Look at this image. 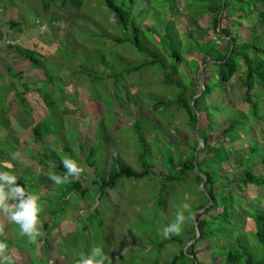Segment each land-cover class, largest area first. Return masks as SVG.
I'll list each match as a JSON object with an SVG mask.
<instances>
[{"label": "rangeland", "instance_id": "rangeland-1", "mask_svg": "<svg viewBox=\"0 0 264 264\" xmlns=\"http://www.w3.org/2000/svg\"><path fill=\"white\" fill-rule=\"evenodd\" d=\"M116 1L123 4L124 0ZM128 1H124L126 8H132L133 16L137 18L138 23L141 22L140 40L143 47L152 49L170 65H174L176 60H169L165 50L175 48L177 53L184 57L172 82L175 85L180 84L179 86L172 88L162 82L163 73L159 72L162 66L159 64L139 68L147 58L131 45V34L129 35L119 25L115 16L96 0L84 3L81 10L74 9L70 4L63 5V0H52L51 13L46 15L38 14L37 11L40 13L41 8L35 9L40 3L39 0H0V93L10 96L7 101L11 107L8 111L0 104V112L11 120L9 127L12 137L7 135L8 130L2 126L0 135L5 136L9 142L15 141L16 138L20 146L18 164H15L17 159H8V163H12L14 167L7 165L14 169H4L16 174L17 183L25 186L27 192L39 195L43 210V216L40 217V236H45L44 223L48 222L52 229L48 244L38 245L39 238L32 242L20 233L19 225L10 222L7 214L0 211V238L6 237L1 241L8 245L7 249L11 247L4 255L11 256L14 264H76L79 254L88 253L94 246L102 247L104 252L110 255L112 264H165L180 256L182 250L186 254L183 263L192 264L190 259L194 257L187 254L192 244H196V264H214L217 256L220 257L219 263L223 264L222 252L230 246L237 247L234 239L226 238V228H222L215 238L198 243L189 242V230H192L190 214L205 202V196L201 193L204 183L199 185L196 182L197 169L196 173H189L186 177L177 174L176 180L171 182L166 176L175 172L171 159L178 165L182 157L181 151L188 150L189 147H197V150L204 147L203 128L208 129L210 124L205 118L206 111L211 115L210 122L215 123L214 129L209 131L211 146H220L222 142L225 147L232 149L229 153L232 160L222 165L225 173H222L220 180L223 183L232 181L243 172L233 159L246 157L252 141H258L264 148V122L250 120L252 131L244 136L243 130H239L238 135L243 137L237 141L226 137L218 141V137L228 126L229 114L237 113V110L245 114L250 112V105L244 99L245 89L241 87L240 75L235 77L224 91L215 90L208 97L205 106L201 107V116L198 117L200 124L198 123L195 130L184 111H156L155 100H174L181 87L187 89L186 99H189V93L196 92L194 89L199 83L204 88L201 80L204 66L199 73L195 72L198 57L196 54L192 58L188 55V50L194 46L193 40H189V35L193 34L200 43L205 40V36L213 38L214 33L210 29L212 19L210 14L206 15L204 11H200L201 4L193 7L195 0H137L134 6H130ZM13 4L15 7L8 11V6ZM23 6L30 11L23 10ZM199 14L201 17L195 21ZM52 17H58L60 21L50 23ZM11 21L21 23L20 28L13 29ZM192 25L199 28L190 30ZM199 29L209 31L205 34ZM247 32L243 31V40L249 37ZM157 36L161 38L160 42L155 39ZM112 37H121L128 42L116 44L113 43ZM162 37L165 38L162 40ZM60 42L63 46L70 45L72 48H68L69 51H76L74 56L78 60L74 64L75 67H78L80 60L83 64H96L105 69L102 55L109 54L108 59L112 60L117 69L115 72L118 75L122 73L121 83L114 90H106V86L111 88L114 85V79H110L105 84L96 85L98 88L94 89L86 76L72 77L64 68L69 64L68 60L59 55ZM217 43L220 50L227 46V41ZM16 45L46 56V69L51 73H55L58 66L63 67L61 76L55 77L50 86V91H53L52 99L57 103L55 108L63 119L59 123L62 125L58 130V139L51 136L41 143L33 142L32 128L47 115L43 100L35 88H41L39 82L44 81L46 77L44 71L32 69L30 63L21 58L13 48ZM61 54H64V51ZM11 67L16 72L22 71L23 74L14 77L9 71ZM133 67L138 70L128 73L127 69ZM204 72L209 73V67ZM12 84L16 85L18 92L24 90L21 84L28 85L30 92L26 95V100L33 109L31 115L25 112L22 99L14 95L15 89L10 90V87L14 86ZM58 91L66 94L63 108L60 107L59 100L62 96ZM42 92L47 94L48 99L51 98L48 93L49 86L46 88L44 85L40 93ZM259 92L254 90L253 101L258 100ZM92 97H97L100 105L93 102ZM128 97L135 103L129 105ZM138 120L141 121L143 133L146 135V150L139 145L133 127ZM1 143L2 141L0 153L3 147L6 149L5 156L9 157V154L14 153L13 148L2 146ZM93 146L96 148L91 160L95 165L94 169L90 168L87 162ZM50 147L55 154L51 155ZM65 147L72 153H67ZM189 152L185 151L184 154L189 155ZM143 154L146 155L147 163L155 167L153 169L156 175L140 180L124 177L115 187H108L101 192L102 182L120 165L142 172L140 156ZM65 157L73 158L83 165L84 171L79 179L85 188L91 190L85 197L72 193L67 198L68 201H62L63 191L60 190V185L50 179V175L55 172V163L59 160L62 162ZM211 157L210 151L200 152L197 161L202 162ZM254 171L258 175L264 173L262 167H256ZM159 172H163V175L158 176ZM49 196L54 203L49 202ZM184 202L191 205V210L185 213L186 219L181 233L173 234L170 238L175 237L188 243L182 245L173 242L159 248L161 243L170 239L162 236V228L175 218L178 207ZM262 204L264 205V200ZM56 206L58 209L65 208L64 212H67L65 218L58 222L53 220L59 219V216L53 218L49 215L51 208ZM210 217H206L207 220L211 221ZM249 227L244 228V234L249 233ZM86 228L88 232H85ZM247 238L250 239L249 236ZM250 243L251 248L258 252L259 246L251 239Z\"/></svg>", "mask_w": 264, "mask_h": 264}, {"label": "trees", "instance_id": "trees-1", "mask_svg": "<svg viewBox=\"0 0 264 264\" xmlns=\"http://www.w3.org/2000/svg\"><path fill=\"white\" fill-rule=\"evenodd\" d=\"M39 1V5H34L36 10L41 8L40 13L37 11L38 14L46 15L51 13L50 2L52 0ZM92 1L94 0H63V5L66 6L67 4H70V6L74 9L81 10L84 6V3H90ZM96 1H98L100 4H103L108 9L110 14L115 16L119 25L125 29L129 35L131 34L129 39L131 45L147 58L146 61L139 66V68L143 69L159 64L162 66V68L159 70V72L163 73L162 82H164V84L170 85L172 88L174 86H179L180 84L175 85L172 82L173 77L177 76L178 69L183 62L184 57H182L180 53H177L175 48H172L170 51L165 50L169 60L171 58L176 60L174 65H170L166 64L164 58L159 56L152 49L144 48L140 40L141 22L138 23L137 18L133 16L132 8H126V3H124L126 0L123 1V4H118L116 0ZM136 1L137 0H129L128 2L130 6H134ZM204 2L205 0H202L201 2L199 0H195L193 7H197L196 4H201L199 7L200 11H204L206 15L210 14L209 16L212 19V26L210 29L213 31L214 36L213 38L210 36H205V40L200 43L193 36V34H190L191 36L189 35V40H193L194 46L188 50V55L190 58L195 56V54L198 57L196 61L198 67L194 71L199 73L201 67L204 66L201 75L204 88L201 83H199L200 85L194 89L196 92L192 91L191 94L189 93V99H186L185 94H187V89L186 87H181V91L177 92L174 100H155L154 109L156 111L176 109L186 112L193 125L192 128L195 130L198 126V123L200 124L198 117L199 115L201 116V114H199L202 112L201 107L205 106L208 97L211 96L215 90L221 89V91H224L226 86L230 85L233 79L240 75L239 79L241 78V87L245 89L244 99L250 105V112L245 114L244 112L237 110L235 111L237 113L232 112V114H229V116H227L228 126L225 127L224 132L218 137V141H221L222 137L230 138L231 141H237L243 137L242 135H238L239 130H243L244 133L242 134H244V136L252 131L253 128L249 125L250 120L264 122V109H262L264 108V0H207L205 4H203ZM13 7H15L14 4L13 6H8L7 10L9 11ZM23 10L30 11L29 8L24 6ZM198 17L200 18L201 15H197L195 17V21H197ZM59 21L60 18L58 17H52L49 20L50 23H56ZM25 23H27V21ZM245 23H247L248 26ZM20 24L21 23L11 21L10 25L13 29H18L21 26ZM245 26L246 30L248 31L247 33H249V37L246 40H243L242 33L243 31H246ZM197 28L199 27L192 25L190 30H195ZM235 28L240 29V31L238 32ZM207 31L209 30L206 29L202 32L207 34ZM112 38L113 43L115 42L116 44L128 42L121 37ZM164 38L165 37H162V40ZM155 39H157L158 42L161 41V38L158 36L155 37ZM223 41H227V46H225L223 50H220L219 44L217 42ZM66 45L63 46V44L60 42L59 55L63 59L68 60L69 64L64 68L69 71L72 77H76L78 75L86 76L87 80L91 83L94 89L98 88L96 85L98 86L100 83L105 84L110 79H114V85L111 88L106 86V90H114L121 83L122 73L118 75L117 72H115L117 69L113 65L112 60L108 59L109 54L102 55V64L105 69L99 68L92 61L91 62L94 64V66H90L87 62L86 64H83V62L80 60L78 67H75L74 64L78 60L74 56L76 51L74 53L72 50L69 51L68 48L72 47L70 45H67L68 47H66ZM13 48L18 52L21 58L30 63V67L32 69L44 71L46 77L44 81L39 82L42 87L35 88V90L40 94V98L43 100L47 115L42 118L40 123L36 124L32 128L31 136L33 138V142L41 143L44 139L51 136L55 137V139H58V130L62 125L59 123L62 122L63 119L60 117V113L55 108L57 103L52 99L51 93L53 91H50V86L55 80V77H59L58 75L61 76L63 67L58 66L56 68L57 73H51L46 69L48 58L43 54L20 45L13 46ZM63 51L64 54H61ZM107 53H109V51H107ZM149 58L151 59L150 61ZM110 63H112L111 66L109 65ZM188 65L190 66L189 63ZM208 67L209 73L204 72L206 69H208ZM135 70H138V68L133 67L131 69H127V72L131 73ZM9 71L14 77H20V75L23 74L22 71L16 72L14 69H12V67L9 68ZM60 80H62L61 77ZM12 85L14 86L10 87V90L15 89L14 95L22 99L24 107L26 108L25 112L31 115L33 113V109L27 102L28 100H26V95L30 92L28 85L21 84V86L24 87V90L21 92H18L15 84ZM44 85H46V88L49 86L48 93L51 96L50 99H48L47 94L43 92L40 93V91L43 90ZM61 89L63 88L61 87ZM255 89L260 91L259 95L257 96V101H253V93ZM58 92H60V96H62L59 102L61 104L60 107L63 108L65 104L63 99L65 100L66 94L63 91ZM197 94L200 95L197 97ZM9 97L8 95L5 96L4 94L0 93V104L8 111L11 109L10 104H8L9 102L7 101ZM195 98L196 101L194 106L193 101ZM92 99L93 102H96L98 105H100L98 102L100 100L97 97H92ZM128 103L129 105H132L135 102L130 100V97H128ZM204 114L208 124L210 123L208 126L209 128L207 127L208 129L203 128V123L201 125V128H203L205 131V138L203 141L204 147L200 150H197V147H189L188 150H184L183 152L181 151L182 157L178 165L173 162V159H171V165L174 167L175 172H172V174L166 176V178L171 182L176 180L177 174H180L182 177H186V175L189 173H196L195 169H197L196 182L199 185L204 183V189L201 190V193L205 196V202L197 206L190 214L192 230H189V242L196 238V227L195 221L193 220V215L198 211L197 222L200 237L197 239V243L200 241L209 240L210 238H215L216 234H218L222 228L224 230L226 228V238L228 240L234 239V241L237 243V247L230 246L225 249L224 252H222L224 258L223 264H264V205L262 204L264 200V173L262 175H258L254 171L256 167H262L264 171V148L260 146L258 141H252L250 152L246 157L233 159V161H235L237 166L243 170V172L239 174L237 178L234 177L233 180L229 181L228 183L221 182L220 178L222 173H225L222 169V165L232 160V157L229 154L232 149L225 147L222 142L220 146H211L209 143V131L214 129L215 123L210 122L209 117H211V115L207 114V111ZM140 123L141 121L138 120L136 124L133 125V127L135 129L136 136L138 137L139 145L141 148H143V150H146L148 148L146 135L143 133ZM10 124V118H6L4 113L0 112V126L7 129V135H11L10 137H12V130L9 127ZM201 130L202 129H200V131ZM4 138L5 136L0 135L2 146L11 147L13 148L14 152L20 153V146L16 138H14L15 141L13 142H9L7 141V138ZM65 150L67 153H72L68 147H65ZM5 151L6 149L3 147V150L0 153V171H5L4 168L7 170L10 169L12 171L14 168H9L6 166L8 159H11L12 155L9 154V157L5 156ZM49 151L51 155H53V153L55 154L53 148L50 147ZM185 151H190L189 153L191 155H185ZM206 151L212 152V157L205 159L202 162H198L197 155L200 152ZM95 152L96 148L93 146L87 158V162L89 163L88 166L93 169L95 168V165L91 160L94 158ZM145 156L146 155L144 154L140 156V162L143 166L142 172H137L129 166L120 165L119 168L111 171V173L108 175V179L102 182L101 192L108 187H115L118 181L124 177L140 180L148 176L156 175L153 169L155 167L150 166L147 163ZM15 164H18V159L15 161ZM11 165L14 167L13 164ZM53 168L55 171L54 174L61 176H63L66 171L60 160L59 162L55 163ZM160 175L162 176L163 172L158 174V176ZM59 188L61 191H63L62 201H68L67 198L72 193L85 197L91 192L90 189L85 188L83 182L79 178L72 179L70 182H66L64 184H60ZM231 188H233V190ZM47 199L49 202L51 201L54 203L50 196L47 197ZM51 209L52 211L49 213L50 216L53 218H57L59 216V219L53 220L54 222H58V220L65 218L67 215V212H64L65 208L58 209L56 206L54 209ZM95 212L97 211L95 210ZM40 214V217L43 216L41 212ZM209 215L211 216V221L207 220L206 218ZM248 226H250L249 228L251 229L249 233L244 234V228ZM44 227L45 236L43 238L41 236L38 237V245L40 243L48 244V236L52 229L48 222L44 223ZM88 231L89 230L86 228L85 232ZM247 236H249L250 239L259 246L258 252L251 248L250 239H248ZM5 238L6 237L0 238V241ZM9 240L11 241V239ZM173 242H177L182 245L188 243L178 240L175 237H171L166 243H161L158 247L163 248L166 244ZM38 245L36 246V249L38 248ZM195 245L196 244H192L187 252V254L193 255L194 257L190 259L192 264H196L197 259ZM10 249L11 247L6 250L10 251ZM185 257L186 254L184 250H182L180 256L175 257L171 262L165 264H184L183 260ZM219 261L220 257L217 256L213 263L220 264Z\"/></svg>", "mask_w": 264, "mask_h": 264}, {"label": "clouds", "instance_id": "clouds-1", "mask_svg": "<svg viewBox=\"0 0 264 264\" xmlns=\"http://www.w3.org/2000/svg\"><path fill=\"white\" fill-rule=\"evenodd\" d=\"M19 152L12 153L13 159H18ZM12 164V163H7ZM64 169L63 176L51 174L56 184H64L72 179H78L83 173L84 167L77 160L65 157L62 159ZM9 168L10 165H7ZM18 177L10 171H0V211L7 214L10 222L19 225L20 233L27 236L32 242H35L41 235L40 212L42 205L40 197L26 191L25 186L18 184ZM191 205L184 202L176 211L175 218L167 223L161 230L164 238H170L171 235H179L182 231L186 212H190ZM163 215V213H161ZM8 245L0 241V264H14L11 256L4 255ZM76 264H112L109 254L104 252L100 246H94L88 253L81 252Z\"/></svg>", "mask_w": 264, "mask_h": 264}, {"label": "water", "instance_id": "water-1", "mask_svg": "<svg viewBox=\"0 0 264 264\" xmlns=\"http://www.w3.org/2000/svg\"><path fill=\"white\" fill-rule=\"evenodd\" d=\"M196 98H197V97H196ZM196 98H195L194 101H193V105H194V106H195ZM202 211H203V210H202ZM197 214H198V213H196V214H195V217H194V221H195V225H196V234H197V236H196V238L193 240L192 243L196 242L197 239L200 237V232H199V229H198V222H197ZM187 249H188V248H187Z\"/></svg>", "mask_w": 264, "mask_h": 264}]
</instances>
